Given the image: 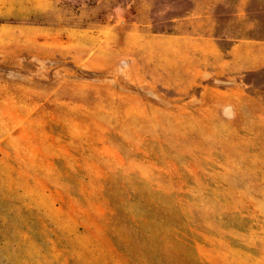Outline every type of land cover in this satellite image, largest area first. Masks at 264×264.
Here are the masks:
<instances>
[{
    "label": "rangeland",
    "instance_id": "obj_1",
    "mask_svg": "<svg viewBox=\"0 0 264 264\" xmlns=\"http://www.w3.org/2000/svg\"><path fill=\"white\" fill-rule=\"evenodd\" d=\"M214 7L264 38V0H0V264H264V70L162 54Z\"/></svg>",
    "mask_w": 264,
    "mask_h": 264
},
{
    "label": "crops",
    "instance_id": "obj_2",
    "mask_svg": "<svg viewBox=\"0 0 264 264\" xmlns=\"http://www.w3.org/2000/svg\"><path fill=\"white\" fill-rule=\"evenodd\" d=\"M250 0H242L243 9L232 13V18H242L248 13ZM221 17L208 9H198L192 17L179 23L180 29L196 34H176L165 41L162 54H178L190 65L188 70L194 84L203 79L241 77L248 73L264 70V38L249 37L233 40L223 48L218 37L222 26ZM257 18L253 26L260 24ZM255 28V27H254ZM172 42L171 45L167 44Z\"/></svg>",
    "mask_w": 264,
    "mask_h": 264
}]
</instances>
